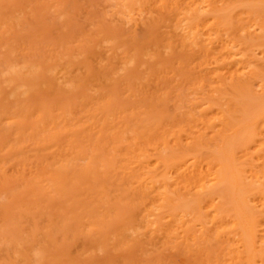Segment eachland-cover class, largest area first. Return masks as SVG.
Wrapping results in <instances>:
<instances>
[{"label": "rangeland", "instance_id": "rangeland-1", "mask_svg": "<svg viewBox=\"0 0 264 264\" xmlns=\"http://www.w3.org/2000/svg\"><path fill=\"white\" fill-rule=\"evenodd\" d=\"M117 2L0 0V264H166L177 257L163 238L141 231L136 213L143 209L123 158L135 142L149 147L165 129L188 124L201 57L180 45L173 20L154 5L135 21ZM263 5L238 0L232 13L262 15ZM75 143L94 156L91 169H82ZM106 207L121 216L102 219ZM123 223L139 233L123 231Z\"/></svg>", "mask_w": 264, "mask_h": 264}, {"label": "bare ground", "instance_id": "bare-ground-1", "mask_svg": "<svg viewBox=\"0 0 264 264\" xmlns=\"http://www.w3.org/2000/svg\"><path fill=\"white\" fill-rule=\"evenodd\" d=\"M237 2H117L132 18L136 15L135 21L147 6L154 5L173 20L180 45L201 57L194 84L197 95L187 102V118L192 123L186 121L180 127L176 121L179 128L165 129L158 142L147 143L149 147L130 144L131 150L123 158L124 176L138 193L137 202L143 209L136 213L141 215L136 217L141 219V231L158 240L163 238L164 247L177 256L172 254L173 260L166 264H264V11L262 15L257 11L232 13ZM75 145L73 154L86 162L82 169H91L94 156ZM101 213L102 219H110L120 212L106 207ZM127 228L122 230L138 232L133 226Z\"/></svg>", "mask_w": 264, "mask_h": 264}, {"label": "clouds", "instance_id": "clouds-1", "mask_svg": "<svg viewBox=\"0 0 264 264\" xmlns=\"http://www.w3.org/2000/svg\"><path fill=\"white\" fill-rule=\"evenodd\" d=\"M35 255H36L37 259H39L40 254L37 252V253H35Z\"/></svg>", "mask_w": 264, "mask_h": 264}]
</instances>
